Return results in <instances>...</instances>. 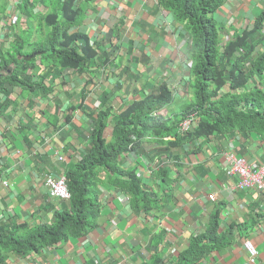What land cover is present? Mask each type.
Masks as SVG:
<instances>
[{
    "label": "crops",
    "instance_id": "0c3cea01",
    "mask_svg": "<svg viewBox=\"0 0 264 264\" xmlns=\"http://www.w3.org/2000/svg\"><path fill=\"white\" fill-rule=\"evenodd\" d=\"M88 4L79 30L98 44L97 62L104 54L110 62L91 77L66 68L45 79L44 84L51 86L46 94L17 89L18 112L12 117L4 110L0 113V218L18 212L21 219L32 221L52 204L45 215L52 220L54 208L66 199L50 197L44 178L58 176L83 153L82 140L89 131L83 107L99 105L106 92L117 113L149 93L153 84L166 81L178 94L191 79L190 35L170 13L156 8V0H89ZM263 10L264 0H226L213 15L223 25L222 44L235 32L250 28ZM259 50H264V41ZM119 59L122 66L117 65ZM59 105L60 110L76 107L72 122L80 129L63 119L55 128L49 124L54 106ZM181 142L170 147L171 157L165 145L151 142L145 143V154H131L128 163H138L136 171L149 192L141 209L134 208L129 194L97 186L99 213L86 234L23 257L9 254L0 264H141L155 251L170 264L190 237L207 227L217 208L220 229L233 225L232 240L195 264H264V189L236 188L237 177L226 174L224 162L228 152L257 167L264 162L262 135L234 131ZM158 167L167 171L152 175ZM245 239L256 249L254 257L245 249Z\"/></svg>",
    "mask_w": 264,
    "mask_h": 264
},
{
    "label": "trees",
    "instance_id": "16d2710c",
    "mask_svg": "<svg viewBox=\"0 0 264 264\" xmlns=\"http://www.w3.org/2000/svg\"><path fill=\"white\" fill-rule=\"evenodd\" d=\"M81 1L21 0L8 17L5 12L12 2L0 0V113L4 110L12 117L17 112V89L46 94L51 88L44 84L48 77L55 78L66 68L83 75L98 67V44L79 30L89 0H83L84 5ZM225 1L156 0V8L170 13L190 35L191 79L178 94L166 81L153 84L149 93L128 102L117 113L106 92L99 105L83 107L89 127L82 140L84 151L63 171L69 199L54 208L51 221L45 215L52 204L44 206L32 221L21 219L18 212L0 218V262L9 254L23 257L86 234L99 213L94 194L97 186L129 194L134 208L141 209L149 201V192L136 171L138 163L128 161L131 154L146 153L145 143L165 145L171 157V148L184 140L234 131L244 135L256 131L264 139V50H259L264 41V10L250 28L235 32L222 44L223 25L213 15ZM37 33V40H32ZM103 56L100 65L110 62L107 54ZM28 105L31 107V101ZM75 110L74 105L64 110L54 106L49 124L55 128L57 120L63 119L77 131L80 127L72 122ZM192 116L196 126L183 131V122ZM156 155L162 153L156 150ZM166 171L158 167L152 175ZM219 211L217 208L211 214L207 227L192 235L170 264H195L212 250L230 244L233 225L221 230ZM141 264L165 263L155 251Z\"/></svg>",
    "mask_w": 264,
    "mask_h": 264
},
{
    "label": "built area",
    "instance_id": "2783aa9c",
    "mask_svg": "<svg viewBox=\"0 0 264 264\" xmlns=\"http://www.w3.org/2000/svg\"><path fill=\"white\" fill-rule=\"evenodd\" d=\"M12 3L7 6L6 15H11V10L13 6H17L21 0H10ZM22 14L20 13V17ZM16 17L12 18V21ZM193 116L190 120L183 122V130H187L193 121ZM62 160L63 157L61 156ZM225 162V172L229 176H236L237 182L235 184L236 188H256L259 190L264 189V162H261L257 167L252 163L245 161L243 158L236 156L234 153H224ZM7 185V181L2 182ZM44 185L48 189L50 197L56 199H67L69 197V192L66 187V182L64 179L63 172L58 176L47 175L44 178ZM210 199H213V195H209ZM245 249L249 252L251 257L257 254L256 249L251 245V243L245 239L244 240Z\"/></svg>",
    "mask_w": 264,
    "mask_h": 264
},
{
    "label": "rangeland",
    "instance_id": "374dc122",
    "mask_svg": "<svg viewBox=\"0 0 264 264\" xmlns=\"http://www.w3.org/2000/svg\"><path fill=\"white\" fill-rule=\"evenodd\" d=\"M1 30H2V28H0V34L1 33H3V32H1ZM37 35H38V33L35 35V37H33V39L32 40H37ZM114 59V58H113ZM101 64V63H100ZM98 62H96V65H98V67L96 68H94V66L92 67V69L91 70H85V74L86 73H88L89 75H90V77L92 76V74L94 73V72H96L97 71V69L100 67H103V66H105V65H100ZM122 62L120 61V59L118 60V64L117 65H119V66H122ZM16 94H17V90H16V92L14 93V95L16 96ZM147 94V93H146ZM17 112H18V109H17ZM16 112V113H17ZM194 128V125H192V129Z\"/></svg>",
    "mask_w": 264,
    "mask_h": 264
},
{
    "label": "clouds",
    "instance_id": "9594fccd",
    "mask_svg": "<svg viewBox=\"0 0 264 264\" xmlns=\"http://www.w3.org/2000/svg\"><path fill=\"white\" fill-rule=\"evenodd\" d=\"M5 15H6V12H5ZM196 120L194 119L192 122H191V124H190V127L187 129L188 131H191L192 130V125H194V127L196 126ZM183 131H186V130H183ZM170 138V137H169ZM50 196V195H49ZM68 199V198H67ZM66 199V200H67Z\"/></svg>",
    "mask_w": 264,
    "mask_h": 264
}]
</instances>
